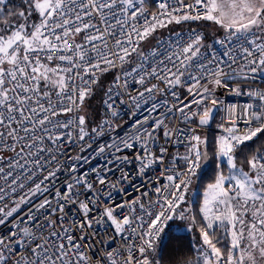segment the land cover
<instances>
[{
	"label": "snow or ice",
	"instance_id": "1",
	"mask_svg": "<svg viewBox=\"0 0 264 264\" xmlns=\"http://www.w3.org/2000/svg\"><path fill=\"white\" fill-rule=\"evenodd\" d=\"M0 264H264V0H0Z\"/></svg>",
	"mask_w": 264,
	"mask_h": 264
},
{
	"label": "built area",
	"instance_id": "2",
	"mask_svg": "<svg viewBox=\"0 0 264 264\" xmlns=\"http://www.w3.org/2000/svg\"><path fill=\"white\" fill-rule=\"evenodd\" d=\"M231 99H239V100H243L244 98L243 97H231ZM99 163H102V161L100 160V159H97L96 161H95V163L94 164H92V166L93 167H95V164H99ZM110 175L111 176H113V177H115V176H118L119 175V170H118V166H116V167H113V169H112V171H111V173H110Z\"/></svg>",
	"mask_w": 264,
	"mask_h": 264
},
{
	"label": "trees",
	"instance_id": "3",
	"mask_svg": "<svg viewBox=\"0 0 264 264\" xmlns=\"http://www.w3.org/2000/svg\"><path fill=\"white\" fill-rule=\"evenodd\" d=\"M93 103L95 104V103H96V101H93Z\"/></svg>",
	"mask_w": 264,
	"mask_h": 264
}]
</instances>
